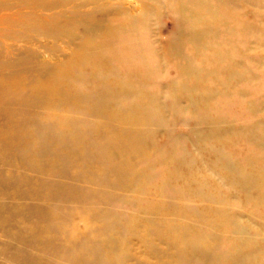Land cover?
<instances>
[{
	"label": "bare ground",
	"instance_id": "bare-ground-1",
	"mask_svg": "<svg viewBox=\"0 0 264 264\" xmlns=\"http://www.w3.org/2000/svg\"><path fill=\"white\" fill-rule=\"evenodd\" d=\"M162 8L176 24L158 48L148 23ZM250 30L231 0H0V178L16 172L7 206L17 216L34 207L49 264H117L120 230L170 240L173 264H256L264 91L234 44ZM178 119L198 135L194 158L169 129ZM230 140L249 147L245 165L229 158ZM204 155L203 172L228 179L234 195L194 179ZM154 182L157 201L144 195ZM240 208L259 231L229 224Z\"/></svg>",
	"mask_w": 264,
	"mask_h": 264
},
{
	"label": "rangeland",
	"instance_id": "rangeland-1",
	"mask_svg": "<svg viewBox=\"0 0 264 264\" xmlns=\"http://www.w3.org/2000/svg\"><path fill=\"white\" fill-rule=\"evenodd\" d=\"M231 5L233 9L238 12L240 17L251 25V30L243 33V37H241V34L238 35L241 38L235 37L234 44L245 54L246 59H243V64L246 70L248 69V71L253 74L252 85H255V87H262L264 91V0H251L249 2L231 0ZM161 11L160 16L154 15L150 23H148V25L151 26V38L158 48L162 46V43L165 42L167 37L173 32L176 24V17L171 15L168 8H162ZM41 41L43 46L47 43L43 38H41ZM246 70H244L245 76L248 73ZM217 82V79L215 81L213 80V83ZM230 82L235 83L236 80L234 81V79H231ZM156 83L159 84L158 81H156ZM203 86L204 85H202L201 88L206 89ZM162 98L165 101L166 97ZM262 114L264 116V109ZM244 115L246 114L244 113ZM169 123H171V125L168 124L169 129H173L175 134L184 138V145L190 153L194 154V158L195 155H197V151L194 147L198 135L195 133L189 134L188 132L190 130V125L193 124L191 122L180 121L179 119L169 121ZM227 148L230 154L229 158L233 162L240 163L241 165H245L249 157L252 156L249 147L243 140H230ZM208 161H210V156L204 155L202 163H196L197 167L194 165V179L207 178V183L204 185L206 192L219 189L218 193L220 195H234L235 192L227 185L228 179L217 176V173L211 169L203 172ZM259 162L263 164L264 157H261ZM3 165L4 160H1L0 167ZM143 166L148 170L150 175H157L155 173L161 170V166L158 163L146 161L145 159ZM3 168L1 169L3 170ZM254 170V167H245L244 172L247 174L254 172ZM2 174L5 176L3 180L0 178V203L2 204H0V264H49V254L44 248L45 239L36 229V216L30 214L31 209L33 208L34 210V207L28 202L20 205V209L24 211L25 216H17L11 211L9 205L7 206L8 203H13V197H10L11 195L7 194L5 191L10 189L11 184L15 185L14 180L17 179V175L14 176V174H16V172L11 174L10 171L5 170ZM165 176L167 178L170 177L168 172L165 173ZM105 177H101L100 179L97 178L98 183L104 181ZM158 187L159 184L154 182L151 187H149V192L144 195H149L148 199L159 200V198L155 196L158 195L156 192ZM254 192H256V190ZM27 198L31 199L34 197L28 195ZM134 199H136V196L134 198L132 197V200ZM130 200L131 198L126 202V206L128 207H131ZM232 200L233 199H231V201ZM140 204L142 205V201H140ZM145 210L147 211V208ZM233 210L234 209L229 210V224L234 223V219L236 218L240 226H250L249 228L253 227L255 230L259 231L260 227H258L254 219L250 217V212L252 210L245 211L243 208L238 210L235 209L237 210L235 214ZM255 211L257 212V210ZM165 220L168 222V218ZM230 231L231 229L229 228V232ZM143 237L144 233L142 230L136 232L120 230L117 235V241L119 247H123L125 255L123 260H119V257L114 258V260H117L115 262L117 264L120 262H122V264H173L176 262L174 255L176 250L170 248V240L163 242L159 239H154L149 242H144ZM258 248L259 247H257L256 254H254L256 256V264H264V252L258 251Z\"/></svg>",
	"mask_w": 264,
	"mask_h": 264
}]
</instances>
